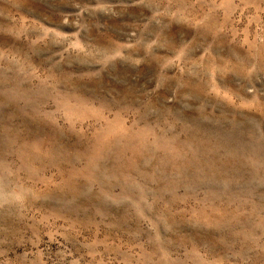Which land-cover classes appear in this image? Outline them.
Wrapping results in <instances>:
<instances>
[{"label":"rangeland","instance_id":"rangeland-1","mask_svg":"<svg viewBox=\"0 0 264 264\" xmlns=\"http://www.w3.org/2000/svg\"><path fill=\"white\" fill-rule=\"evenodd\" d=\"M0 264H264V0H0Z\"/></svg>","mask_w":264,"mask_h":264}]
</instances>
